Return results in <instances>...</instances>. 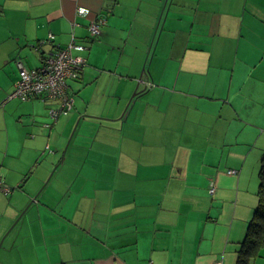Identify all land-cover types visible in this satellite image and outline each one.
<instances>
[{
  "label": "crops",
  "instance_id": "crops-1",
  "mask_svg": "<svg viewBox=\"0 0 264 264\" xmlns=\"http://www.w3.org/2000/svg\"><path fill=\"white\" fill-rule=\"evenodd\" d=\"M72 45L68 114L9 98ZM263 154L264 0H0V264H238Z\"/></svg>",
  "mask_w": 264,
  "mask_h": 264
},
{
  "label": "built area",
  "instance_id": "built-area-1",
  "mask_svg": "<svg viewBox=\"0 0 264 264\" xmlns=\"http://www.w3.org/2000/svg\"><path fill=\"white\" fill-rule=\"evenodd\" d=\"M87 8H78V14L90 15ZM105 24V20L91 21L90 30L94 35L101 33V25ZM54 36L50 35L49 40L41 42L45 44L54 40ZM83 49L82 46L72 45L69 48H60L56 50L45 63L38 68H26L19 63L20 77L15 84L13 92L9 98H18L22 101H30L40 99L42 101L52 99L61 103L60 108L51 109L50 115L56 120L60 114L66 115L72 110L74 98L69 94L68 81L78 78L82 63L75 59L72 55V49ZM230 173H234L233 171ZM2 179L0 176V185ZM8 192L9 189H6ZM213 192V190H212ZM153 264V263H150ZM214 264H224L223 261H217Z\"/></svg>",
  "mask_w": 264,
  "mask_h": 264
},
{
  "label": "trees",
  "instance_id": "trees-1",
  "mask_svg": "<svg viewBox=\"0 0 264 264\" xmlns=\"http://www.w3.org/2000/svg\"><path fill=\"white\" fill-rule=\"evenodd\" d=\"M61 115L64 114H60L58 118ZM263 247H264V154L261 159V166L259 171V187L257 192V204L253 213V217L249 221L245 238L239 250L238 264H249V262L253 258L259 255V252Z\"/></svg>",
  "mask_w": 264,
  "mask_h": 264
},
{
  "label": "rangeland",
  "instance_id": "rangeland-1",
  "mask_svg": "<svg viewBox=\"0 0 264 264\" xmlns=\"http://www.w3.org/2000/svg\"><path fill=\"white\" fill-rule=\"evenodd\" d=\"M144 90H145V89H144ZM43 156H45V157H44L45 159L48 157L47 154H44ZM44 164H45V163H44V161H43V163H40L39 166L44 167V166H45ZM251 182H253V181H252L251 178H250V182H249V184H251ZM257 184H258V187H259V183H257ZM258 187H257V190L255 191V194H256V192L258 191ZM255 205H256V202H255ZM255 205L253 206V208H252V210H251V215L249 216V219H251V217H253L252 215H253V211H254Z\"/></svg>",
  "mask_w": 264,
  "mask_h": 264
},
{
  "label": "water",
  "instance_id": "water-1",
  "mask_svg": "<svg viewBox=\"0 0 264 264\" xmlns=\"http://www.w3.org/2000/svg\"><path fill=\"white\" fill-rule=\"evenodd\" d=\"M147 87H151V86L148 85Z\"/></svg>",
  "mask_w": 264,
  "mask_h": 264
}]
</instances>
